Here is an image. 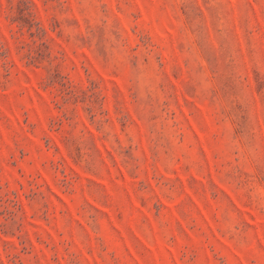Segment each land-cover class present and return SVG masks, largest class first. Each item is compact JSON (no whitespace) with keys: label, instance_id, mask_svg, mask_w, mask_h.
Masks as SVG:
<instances>
[{"label":"rangeland","instance_id":"obj_1","mask_svg":"<svg viewBox=\"0 0 264 264\" xmlns=\"http://www.w3.org/2000/svg\"><path fill=\"white\" fill-rule=\"evenodd\" d=\"M0 264H264V0H0Z\"/></svg>","mask_w":264,"mask_h":264}]
</instances>
